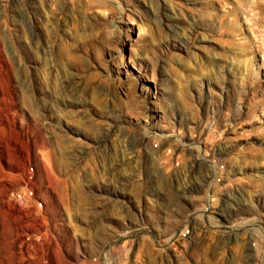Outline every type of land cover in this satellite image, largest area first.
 <instances>
[{
  "label": "rangeland",
  "instance_id": "obj_1",
  "mask_svg": "<svg viewBox=\"0 0 264 264\" xmlns=\"http://www.w3.org/2000/svg\"><path fill=\"white\" fill-rule=\"evenodd\" d=\"M151 254L264 264V0H0V264Z\"/></svg>",
  "mask_w": 264,
  "mask_h": 264
},
{
  "label": "bare ground",
  "instance_id": "obj_2",
  "mask_svg": "<svg viewBox=\"0 0 264 264\" xmlns=\"http://www.w3.org/2000/svg\"><path fill=\"white\" fill-rule=\"evenodd\" d=\"M148 252H149V250H148ZM150 253H152V252H150ZM148 254H149V253H148ZM152 255H153V254H151V256L149 257V263L147 262L148 264H156V263H154V262L151 261V260H152ZM153 257H154V256H153Z\"/></svg>",
  "mask_w": 264,
  "mask_h": 264
}]
</instances>
